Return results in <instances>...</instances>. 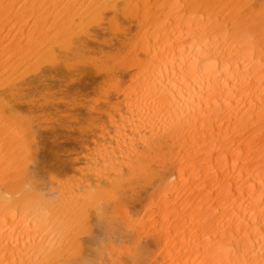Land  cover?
Masks as SVG:
<instances>
[{"label": "bare ground", "instance_id": "obj_1", "mask_svg": "<svg viewBox=\"0 0 264 264\" xmlns=\"http://www.w3.org/2000/svg\"><path fill=\"white\" fill-rule=\"evenodd\" d=\"M139 2L0 0V264H121L120 255L129 264H264V0L257 10L250 0H152L153 14L134 18ZM107 13L133 17L139 31L130 47L135 74L120 92L125 116L118 123L108 116L111 131L75 183L54 179V188H34L32 166L26 170L34 132L3 112L23 85L42 81L29 74L25 82L27 66L67 75L66 60L86 47L88 27ZM144 186L154 189L141 206L143 220L126 202ZM90 220L121 237L117 247L90 239L94 259L75 238Z\"/></svg>", "mask_w": 264, "mask_h": 264}, {"label": "rangeland", "instance_id": "obj_2", "mask_svg": "<svg viewBox=\"0 0 264 264\" xmlns=\"http://www.w3.org/2000/svg\"><path fill=\"white\" fill-rule=\"evenodd\" d=\"M140 2L142 1H145V0H139ZM252 1V2H251ZM139 2V3H140ZM149 4L146 5V3H148V1L146 2H143L145 5H143V3L141 4H137V7H138V11L135 12L136 13V17L134 18H139V14L141 12L142 13H145L146 11H148L147 13H149L151 10L152 14H153V4L152 3V0H149ZM154 2V0H153ZM250 3H251V8L252 10H257L258 8V5L263 3V0H250ZM256 3V4H255ZM142 6L146 7L149 9L146 10V8L144 9V7L142 8ZM150 8H149V7ZM141 7V8H140ZM152 7V8H151ZM140 9V10H139ZM144 9V10H143ZM135 11H136V8H135ZM108 14V15H107ZM105 15H103V19L101 21H99V23L96 24V26L93 24L92 26L88 27L87 31L88 33L92 34L93 37H92V41L89 40L87 43H86V47L84 49H82L79 53L73 55L72 57L68 58L66 60V64L68 65L67 69L66 70H63L62 71V74L63 73H66L68 72V74L70 75H61L60 74H50L48 73L47 75V72L44 73V70L47 68L45 66H41L39 67V69L37 70V72L34 74L33 72L30 71V68L32 69V67H34V65H30L27 66H24L21 68V70H23V68H26V73L28 71V75L26 76V73H25V82L28 81V78L29 76L31 75V77L29 78L32 79V75H33V78L34 76L36 77L37 76H41V79L42 81H40L39 83H36V84H27V85H23L21 87V90L19 92V99L18 100H15V101H12L9 105H8V108L5 109V111L3 112L4 116L6 117V113H8L7 115V118H13V120H16L17 118V123H19L21 126L23 124V126H27V128H29V130L32 132H34V136L32 137V141L30 140V143L28 144L29 145V149L34 151V153L31 151H28V155H31L30 159L29 157H27L28 161L26 160V164H29L26 166V170L27 168L31 167L32 168H29V173H32L30 174L32 177H33V185L32 187H38L40 186L39 188H44L47 189L48 187H55L56 186V181L57 182L59 181L60 184H65L66 183H75L74 180L76 181L77 178L79 177V169L80 168H83L85 165H84V162L85 163H88L87 159L93 157L96 153H97V148L101 146V144L104 142V138H105V134L103 132L105 131H111V128H110V125H109V121H108V116H111V118L113 119V121L115 123H118V120H119V113L121 116H125V113H124V110H123V107L121 106V104L119 103L120 100H121V97H122V92L124 93V91H126L125 89L128 88L130 85H127V84H130L129 82V79L131 77H133V75L135 74V69H132L133 67L131 66L132 65V62H131V57L133 56V50L130 49V47L136 43V39H137V32L138 31V28L136 27L135 25V21L134 20H131V19H134L133 17L132 18H125L124 16V13H118L114 16H112L111 14L107 13ZM140 14V16H141ZM151 14V13H150ZM123 16V18H122ZM106 18V20H105ZM113 18V19H112ZM109 19V20H108ZM113 20V23L111 22ZM116 20V21H115ZM129 20V21H128ZM126 21V22H125ZM134 23H132V22ZM128 22V23H127ZM105 24V25H104ZM108 25V26H107ZM112 26H114V29H116L118 32H115V30H113ZM118 26V27H116ZM96 27L95 29V32H91V30H93L94 28ZM107 27L109 28V31L107 29ZM133 29H131V28ZM135 27V29H134ZM92 28V29H91ZM118 28V29H117ZM125 28V30L123 29ZM90 29V31H89ZM120 29V30H119ZM123 29V31H122ZM98 30V32L96 31ZM113 30V31H112ZM128 30V31H127ZM94 31V30H93ZM101 31V33H99ZM120 31V32H119ZM133 31V32H132ZM97 32V33H96ZM126 32V33H125ZM135 32V33H134ZM139 32V31H138ZM96 35H95V34ZM117 33V34H116ZM132 33V34H131ZM99 34L103 35V36H100L99 37ZM107 34V35H106ZM128 34V35H127ZM98 35V36H97ZM118 35V36H117ZM120 35V36H119ZM130 35V36H129ZM106 36V37H105ZM98 37V39H97ZM109 38L111 39L110 42H109ZM113 38V39H112ZM134 38V39H133ZM101 39V40H100ZM95 40V41H94ZM92 44H91V42ZM118 42V44H116ZM133 43V44H132ZM91 44V45H90ZM116 44V45H115ZM94 47L95 45V48ZM97 45V46H96ZM135 45V44H134ZM88 46V47H87ZM100 46V47H98ZM116 46V47H115ZM110 47V49L108 48ZM89 48V49H88ZM97 48V50H96ZM103 48V49H102ZM106 48V49H104ZM115 48V49H114ZM130 49V50H129ZM124 52H123V51ZM129 50V51H128ZM132 50V51H131ZM128 51V53H127ZM131 51V52H130ZM83 52V53H82ZM87 52V54L85 53ZM130 52V53H129ZM139 54H138V53ZM91 53V54H90ZM97 53V54H96ZM137 53V54H136ZM90 54V55H89ZM93 54V55H92ZM101 54V56L99 55ZM108 54V55H107ZM122 54V55H121ZM126 54V55H125ZM86 55V56H85ZM94 57V59L91 57ZM125 55V56H124ZM134 55L138 58V60H141L143 59V55L136 50V52L134 53ZM81 56V57H80ZM96 56V57H95ZM100 56V57H99ZM131 56V57H130ZM139 56V57H138ZM87 57V59H86ZM99 57V58H98ZM134 57V56H133ZM98 58V59H97ZM128 58V60H127ZM140 58V59H139ZM86 59V60H85ZM89 59V60H88ZM101 59V60H100ZM117 59V61H116ZM120 59V61H118ZM125 59V60H124ZM130 59V60H129ZM82 62H81V61ZM94 60V61H93ZM115 60L116 63L113 61ZM70 61V63H69ZM74 61V62H73ZM89 61V62H88ZM99 61V62H98ZM106 63H105V62ZM111 61V62H110ZM130 63V67L127 65ZM81 62V63H80ZM96 62H98L96 64ZM109 62V63H107ZM85 63V64H83ZM115 63V64H114ZM127 63V64H126ZM75 64V66H74ZM107 64V65H105ZM85 65V66H84ZM97 65V66H96ZM99 65V67H98ZM103 65V66H102ZM110 65V67H109ZM116 65V66H115ZM32 66V67H31ZM74 66V67H73ZM83 66V68H82ZM108 66V67H107ZM111 66L113 68H111ZM123 66V67H122ZM129 67V69H127L126 67ZM75 67H76V70L77 71H74L75 70ZM81 67V68H80ZM92 67V68H91ZM95 67V68H94ZM97 67V68H96ZM103 67V68H102ZM73 68V69H72ZM78 68V69H77ZM86 68V69H85ZM99 68V69H98ZM105 68V69H104ZM108 68V69H106ZM28 69V70H27ZM43 69V71H41ZM70 69V71H69ZM82 69V70H81ZM98 69V70H97ZM104 71H103V70ZM110 69V70H109ZM113 69V70H112ZM80 70V72H79ZM95 71H98L96 74H94L93 72ZM102 70V71H101ZM105 70H107L108 72H106ZM128 70V71H127ZM133 70V71H132ZM41 71V72H40ZM81 71H84L83 73ZM41 74H39V73ZM78 72V73H77ZM33 73V74H31ZM86 73H89V75H91V79L89 81V79H87L85 76H86ZM99 73V74H98ZM114 73V74H113ZM119 73V74H118ZM120 73L122 74V78L120 76ZM131 73V74H130ZM30 74V75H29ZM46 74V76H45ZM82 74V75H81ZM94 74V75H93ZM102 74V76H101ZM105 74V75H104ZM44 75V76H42ZM80 75V77L78 76ZM105 77H104V76ZM108 75V76H107ZM114 75L116 76L114 78ZM126 75V77H125ZM132 75V76H131ZM57 76H59L60 78H58ZM77 76L78 77V81H77ZM94 76V77H93ZM100 77H102V80L100 81ZM118 76V77H117ZM120 76V77H119ZM128 76V77H127ZM54 77V78H53ZM96 77V78H95ZM104 77V79H103ZM110 77V78H109ZM74 78V79H72ZM114 78V79H113ZM120 78V79H119ZM55 79V80H54ZM69 79V81H68ZM71 79V80H70ZM27 80V81H26ZM46 80V81H45ZM47 80L51 83H48ZM96 82H95V81ZM105 80V81H104ZM114 80L119 83H115ZM127 80V81H126ZM56 81V82H55ZM68 81L69 84L66 82ZM71 81V82H70ZM77 81V82H76ZM89 81V82H87ZM104 81V82H103ZM108 81V82H107ZM125 81V82H123ZM101 82V83H100ZM73 85H72V84ZM85 83V84H84ZM91 83V85H90ZM98 83V87L95 86L97 85ZM100 83V84H99ZM104 85H103V84ZM111 83V84H110ZM50 84V85H49ZM55 84V85H54ZM87 84V85H86ZM94 84V85H93ZM106 84V86H105ZM116 84V85H114ZM120 84V86H119ZM124 84V85H123ZM44 85V86H43ZM102 85L105 87H102ZM108 85V87H107ZM26 86V87H25ZM55 87V88H52ZM92 86V87H91ZM111 86V87H110ZM112 86H115V88ZM128 86V87H126ZM25 87V88H24ZM78 87L80 88L78 90ZM91 87V89H90ZM97 87V88H96ZM101 87V88H100ZM111 89H110V88ZM118 87V88H117ZM31 90H30V89ZM41 88V89H40ZM77 88V90H76ZM82 88V89H81ZM117 88V89H116ZM125 88V89H124ZM52 89L55 91L53 92ZM71 89H73V91H71ZM90 89V90H89ZM100 89V90H99ZM102 89H104L105 91H103ZM116 89V90H115ZM124 89V90H123ZM26 92H25V91ZM37 90V91H36ZM45 90V91H43ZM48 92H47V91ZM75 90V91H74ZM87 90V91H86ZM99 90V91H98ZM108 90V91H107ZM112 90V91H111ZM123 90V91H122ZM41 91V92H40ZM122 91V92H121ZM49 92H52L49 94ZM69 92V93H68ZM79 92V93H78ZM82 92V93H80ZM107 92V93H106ZM118 92V93H117ZM121 92V94H120ZM40 93V94H39ZM106 93V94H105ZM29 94V95H28ZM31 94V95H30ZM82 94V95H81ZM104 94V95H103ZM108 94V95H107ZM26 95V96H24ZM36 95V97H35ZM38 95V96H37ZM45 97H43V96ZM47 95V96H46ZM28 96V98L26 99V97ZM31 96V97H29ZM40 96V97H39ZM111 96V97H110ZM119 96V97H117ZM97 97V98H96ZM107 97V98H106ZM22 98V99H21ZM53 98V99H52ZM95 98V100H94ZM103 98L104 101L103 102ZM115 98L117 100H115ZM52 99V100H51ZM65 99V100H64ZM97 99V100H96ZM99 99V100H98ZM102 99V100H101ZM120 99V100H119ZM20 100V101H19ZM25 100V101H23ZM56 100V101H55ZM18 101V103H17ZM53 101V102H52ZM55 101V102H54ZM77 101V102H76ZM96 101V104L95 102ZM16 102V103H15ZM20 102V103H19ZM106 102V103H105ZM112 105H111V104ZM12 104V105H11ZM61 106H60V105ZM72 104V105H71ZM109 104V106H108ZM59 105V106H58ZM104 105V106H103ZM115 106V107H118L114 109L111 108L112 106ZM17 106V107H16ZM21 106V107H20ZM57 106L59 108H57ZM121 106V107H120ZM25 107V108H24ZM44 107V108H43ZM56 107V108H54ZM91 107V109H89ZM21 108V109H20ZM28 108V109H26ZM39 109V110H38ZM42 109V110H41ZM84 109V110H83ZM87 109V110H86ZM98 109V110H97ZM22 110V111H21ZM26 110V111H25ZM30 110V111H29ZM45 110H46V113H45ZM49 110V111H48ZM66 110V111H65ZM81 110V111H80ZM100 110V111H99ZM120 110V111H118ZM20 111V112H19ZM36 111V112H35ZM110 111V112H109ZM116 112V116H115V112ZM11 112V113H10ZM30 115H28L27 113ZM35 112V113H33ZM50 114H47L49 113ZM66 112V113H65ZM82 114H81V113ZM114 112V113H113ZM15 113V115H14ZM22 113V115L20 114ZM33 113V114H32ZM69 113V114H68ZM124 113V114H123ZM10 114V115H9ZM26 114V116H25ZM40 114V115H39ZM80 114V115H79ZM17 116L16 118L13 117ZM19 115V117H18ZM44 115V117H43ZM46 115V116H45ZM49 115V116H48ZM52 115V116H51ZM106 117H104V116ZM23 116L20 120V117ZM26 118H25V117ZM95 116V118H94ZM97 116V118H96ZM118 116V117H117ZM55 117V118H54ZM72 117V118H71ZM27 120H25V119ZM41 121H39V119ZM44 118V119H43ZM54 118V119H53ZM71 118V119H70ZM115 118V119H114ZM35 119H36V122L37 124L35 125ZM38 119V120H37ZM48 119V121L46 122V120ZM52 119V120H51ZM58 119V120H56ZM84 120V121H83ZM89 120H91L89 122ZM22 121V122H21ZM27 121V123L25 122ZM34 123H33V122ZM53 121V122H52ZM59 121V122H57ZM86 121V122H85ZM99 123H98V122ZM101 121V122H100ZM105 121V122H104ZM92 122H95V123H92ZM70 123V125H69ZM85 123V124H84ZM31 124H32V128H31ZM40 124V125H39ZM54 124V126L52 125ZM93 124H96L97 126L93 125ZM98 124L100 126H104L101 127L100 129V126H98ZM45 129H43L44 127ZM87 125V126H85ZM24 126V127H25ZM39 126H40V129H39ZM81 126V128H80ZM89 126V127H88ZM50 127V128H48ZM69 127V128H68ZM85 128V129H83ZM88 128V129H87ZM32 129V130H31ZM48 129H49V133H48ZM57 129V130H56ZM61 131H59V130ZM66 129V130H65ZM95 130V131H93ZM103 130V131H102ZM41 131V133H38ZM62 131H65L62 133ZM91 132V133H90ZM93 132V134H92ZM102 133V134H101ZM51 134V135H50ZM100 134L102 135V137L100 136ZM60 135V136H58ZM36 136V138H35ZM39 136H44L42 137V139H40L41 137ZM48 136H52V137H49ZM62 136V137H61ZM89 136V137H88ZM98 136H100V138H98ZM57 137V138H56ZM65 137V138H63ZM84 137V138H83ZM88 137V138H87ZM39 138V139H38ZM48 138V139H47ZM62 138V139H61ZM98 138V140H97ZM34 139V140H33ZM50 139V140H49ZM56 139V140H55ZM61 139V140H60ZM70 139V140H69ZM92 139H95L92 141ZM104 139V140H102ZM102 140V141H101ZM35 141V142H34ZM45 141V142H44ZM56 143H55V142ZM67 141V142H66ZM98 143H96V142ZM32 142V143H31ZM34 142V143H33ZM50 142V143H49ZM52 142V143H51ZM85 142V143H84ZM90 142V143H89ZM38 143V144H37ZM44 146H43V144ZM46 143V144H45ZM58 143V144H57ZM72 143V144H71ZM75 144V145H74ZM97 144V146H96ZM43 146V148L41 147H38V146ZM61 145V149H59V147L57 146H60ZM70 145H73V146H70ZM87 145V146H86ZM89 145H93V147L89 146ZM31 146V147H30ZM35 146V147H33ZM48 146V147H47ZM52 146V147H51ZM56 146V147H55ZM39 149H38V148ZM47 147V148H46ZM50 147V148H49ZM66 147V148H64ZM56 148V149H55ZM89 148V149H88ZM95 148V149H94ZM98 148V149H99ZM28 149V150H29ZM46 149V150H45ZM77 149V150H76ZM51 150V151H49ZM68 152H67V151ZM75 150V151H74ZM97 150V151H96ZM47 151V152H46ZM58 151V153H57ZM62 151V152H61ZM94 151L96 153H94ZM54 152V153H52ZM65 152V153H64ZM85 152V153H84ZM32 153V154H31ZM48 155H47V154ZM82 153V154H81ZM53 154V155H52ZM74 154V156H73ZM81 154V155H80ZM33 155V156H32ZM55 155V156H54ZM59 159H58V157ZM61 155V156H59ZM84 155V156H83ZM50 156V157H48ZM53 156V157H52ZM65 156V157H64ZM69 156V157H68ZM71 156V157H70ZM78 156V157H77ZM89 156V158H88ZM37 157V158H36ZM48 157V158H47ZM61 157H62V160H61ZM68 157V158H67ZM32 158V159H31ZM47 158V160H46ZM66 158V159H65ZM75 158V160H74ZM77 158V159H76ZM72 159V160H71ZM46 160V161H45ZM49 160V161H48ZM59 160L61 162H59ZM66 160L67 163L64 165V161ZM86 160V161H85ZM42 161H43V164H42ZM52 161V162H51ZM54 161V162H53ZM46 162V163H45ZM58 162V163H57ZM63 162V163H62ZM38 163V164H37ZM50 163V164H48ZM57 163V164H56ZM70 163V165H68ZM48 164V165H47ZM62 164V165H61ZM73 164V165H72ZM79 165L77 168L76 166ZM31 165V166H30ZM37 165V166H36ZM56 165V166H55ZM65 167H64V166ZM84 165V166H83ZM43 166V169L41 168ZM46 166V167H45ZM52 166V167H51ZM58 170H56V168ZM63 166V167H62ZM70 166V167H69ZM81 166V167H80ZM83 166V167H82ZM40 167V168H39ZM60 167V168H59ZM69 167V168H68ZM74 167V169H73ZM52 168V169H51ZM55 168V169H53ZM66 168V169H65ZM35 169V170H34ZM41 169V170H40ZM47 169H50V170H47ZM61 169V170H60ZM64 169V170H63ZM32 170V172H30ZM40 170V171H39ZM63 170V171H62ZM73 172H72V171ZM62 171V172H61ZM77 171V172H76ZM35 172V173H33ZM39 172V173H38ZM44 172H46L47 174H44ZM77 174H76V173ZM53 173V174H52ZM58 173V175H57ZM62 173V174H60ZM73 175H72V174ZM42 174V175H41ZM60 174V176H59ZM71 174V175H70ZM49 176H52V179L53 180H49L51 177ZM59 176V177H58ZM70 176V179L68 178ZM46 181H44L45 179ZM67 177V180L65 179ZM37 178V180H36ZM40 178V179H39ZM49 178V179H48ZM61 178V179H60ZM43 179V181L41 182V180ZM66 180V181H65ZM69 180V181H68ZM39 182V183H36V182ZM49 181L51 183H49ZM63 183H61V182ZM55 183V184H53ZM58 183V184H59ZM51 184H53V186H50ZM147 187V186H146ZM145 186L138 190L137 194L138 197L133 199V200H128L126 202V208H127V211L129 212V214L136 218V219H143L144 220V216L142 215L143 214V211L141 210V206L145 204L146 202V198H147V194L150 193V192H153L152 190L154 189V187L151 189V187H147L146 188ZM150 188V189H148ZM147 189V190H146ZM149 190V191H148ZM144 192V193H143ZM142 193V194H141ZM146 193V194H145ZM144 194V195H143ZM141 195V196H140ZM144 197H143V196ZM144 199V200H143ZM141 203V205H140ZM139 205V206H138ZM139 207V208H138ZM134 208V210H132ZM137 208V209H136ZM137 210V212H136ZM141 210L139 213L138 211ZM134 212V214H133ZM137 214V215H135ZM143 216V217H141ZM93 221L90 220L88 222L89 226H86L84 229H82L80 232L77 233V236L75 235V238H76V242L79 243L80 245H82L83 249H84V253L85 255L89 258V259H94L96 258L95 255H94V249H95V246L96 244L95 243H91L92 240H96L98 242H102V241H106V242H110L111 244H113L115 247H117V243H119L121 237H118L119 235L115 234V233H107L106 230H104L102 228V224L101 223H95L94 224L92 223ZM95 224H96V227H95ZM98 225V226H97ZM100 226V227H99ZM88 227H90V229H88ZM87 228V230H86ZM99 229V230H98ZM88 231V233H84L85 231ZM95 230V231H94ZM98 230V232H97ZM92 232V233H91ZM95 232V233H94ZM100 232V233H99ZM79 234V236H78ZM86 234V235H85ZM88 234V235H87ZM93 234V236L90 238L89 236ZM98 234L100 235L98 236ZM84 235V236H82ZM96 235V236H95ZM104 235V236H103ZM114 235V236H113ZM86 236L88 237L87 240H86ZM98 236V237H97ZM108 236V237H107ZM117 236V237H115ZM79 237V238H78ZM84 237V238H83ZM95 237V239H94ZM99 238V239H98ZM102 238V240H101ZM84 241L85 242H81L80 241ZM91 239V241H89ZM111 239V240H110ZM145 240L142 236V238L140 239L141 243H145ZM80 241V242H79ZM85 244V245H83ZM89 247V248H88ZM94 247V248H93ZM154 248L153 247H150V251H153ZM92 252V254H91ZM124 257V256H123ZM125 259V257H124ZM122 260V256L120 255L119 256V259L118 261L123 264L124 262L126 263V259L125 260ZM122 260V261H121ZM102 260L100 259V262ZM103 264V261L101 262ZM124 263V264H125ZM126 264H129V263H126Z\"/></svg>", "mask_w": 264, "mask_h": 264}]
</instances>
